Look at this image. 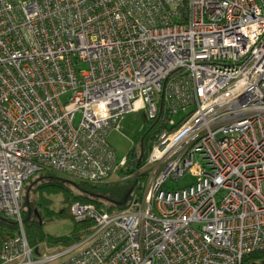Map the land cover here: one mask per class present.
I'll return each mask as SVG.
<instances>
[{"label": "built area", "instance_id": "1", "mask_svg": "<svg viewBox=\"0 0 264 264\" xmlns=\"http://www.w3.org/2000/svg\"><path fill=\"white\" fill-rule=\"evenodd\" d=\"M141 108L161 130L125 177L140 193L113 210L73 202L86 236L44 256L9 237L1 264H244L264 250V0H0V213L21 225L42 170L107 180L127 163L107 135Z\"/></svg>", "mask_w": 264, "mask_h": 264}, {"label": "trees", "instance_id": "2", "mask_svg": "<svg viewBox=\"0 0 264 264\" xmlns=\"http://www.w3.org/2000/svg\"><path fill=\"white\" fill-rule=\"evenodd\" d=\"M147 124L144 126L142 129L141 133L137 135L134 139V144L132 149L129 150V152L125 155L127 158V163L123 167H117L114 171V173L118 172L122 174L124 177L131 175L135 173L136 170L139 169V167L144 163L145 158L148 156L149 152L147 155L144 153L145 151V137L149 134V131L151 132L153 129L154 131L152 132L151 136L149 137V141L147 143V147L149 150L152 147L153 139L156 138V134L160 132L161 130V125L158 127L155 125L156 120H147ZM108 142V141H107ZM139 143V149L135 147L136 144ZM150 147V148H149ZM116 151V150H115ZM117 153V152H116ZM121 157L117 155V161H119ZM41 172L43 173L42 177L49 178L50 180H56L50 181L49 183H45L46 186L52 185L53 187L62 189L66 192V194H69V198L67 202L64 204L60 205V208L55 210V209H50L49 205L43 207V209H39V204H44L43 202H39V204H36V200L33 198H29V194L27 192V201L26 204L23 205L21 209V225L17 221V219L13 217L6 216L3 213H0V235L2 237V244L0 246V249H3L7 244V238H12L16 239L21 236L23 233L26 241L28 242L29 247L36 249L39 247V245L43 244L44 246L47 247H55L59 244H63L67 247L77 243L79 240H81L84 236H86L92 226L94 225V221L90 217H86L84 220H77L76 217L72 214V218L74 220V230L72 234L67 235H62V236H56L52 234H48L43 232V224L48 221H52L54 218L59 217V213H63L67 209H71V204L73 202H80L82 204H89V203H96V208L102 209L103 206L102 202L100 199L101 196H103L101 193L104 194V187H107L108 184L102 182H86L83 180H77L73 179L71 181H68L67 179H62V176L67 175H59V173L50 171V170H42ZM113 173V174H114ZM60 176V177H59ZM41 177V178H42ZM108 179V177H107ZM142 179L144 181L145 177L140 176L138 177V180ZM68 181L69 183H73L74 186L76 187L77 190H81L84 192V194H78L77 191L70 189L69 187L66 186L64 183ZM126 182L130 183L129 189L125 192V194L133 188V191H138L140 193V190H138L137 185L135 184V181H132L131 179H128ZM34 183H31L30 186L27 188L25 187L24 190H31V186ZM39 188V187H38ZM124 194V196H125ZM123 196V198H124ZM110 198L109 196H105ZM44 198V196H43ZM49 201L48 198H44ZM31 200H33L31 202ZM126 202H123L121 205H114L113 203H110V206L108 209L113 210L116 208H122L123 205H125ZM45 205V204H44ZM62 206V207H61ZM24 207H27V212H23ZM71 211V210H70ZM33 212H35V216H33ZM21 242H16L13 243L14 246H16L13 249L14 251H19V248L21 247ZM244 264H264V250L261 251H255L252 253H249L248 255L245 256L244 258Z\"/></svg>", "mask_w": 264, "mask_h": 264}, {"label": "rangeland", "instance_id": "3", "mask_svg": "<svg viewBox=\"0 0 264 264\" xmlns=\"http://www.w3.org/2000/svg\"><path fill=\"white\" fill-rule=\"evenodd\" d=\"M63 99L66 100V95L63 96ZM184 114V111L179 110V112L175 115V122H177L182 115ZM144 109L141 108L137 111H131L128 113H125L120 121L119 125L116 128H113L110 130V132L107 135V141L108 143L116 150L117 155L119 157L125 156L130 149H132L134 144V139L137 135H139L144 128V126L147 124L146 118H145ZM78 119V118H77ZM76 119V120H77ZM149 131V134L145 137V152L148 153L150 150L147 147V143L149 141V137L151 136L152 132ZM154 140V139H153ZM137 150L139 149V143L135 145ZM150 148V147H149ZM147 153L145 155H147ZM44 172H37L33 176H31L26 182L25 187L31 185V183H34L31 186V190L29 193V190H24V194L22 197L23 205L26 204L27 201V192L29 194L30 199L36 200V204H39V202H43L44 204H39V209H43V207L49 205L50 209H59L60 205L67 202L69 198V194H66V192L62 189L53 187L52 185L46 186L45 183H49L50 181H56V180H50L49 178L42 177ZM63 175V174H59ZM42 177V178H41ZM60 177V176H59ZM62 179H67L68 181L73 180V177L70 176H62ZM194 177L188 173L184 174L182 177L178 178L177 182H174L172 180H169L167 185L165 186L166 189H176L178 187H184L186 185H189L193 181ZM68 181L64 183L67 187L70 189H73L78 192V194H84L83 191H79L76 189L74 184ZM127 180L125 177L116 172L112 174L107 180H105L103 183L108 184L107 187H104V194L101 193L103 196H109L114 201H123V196L125 192L129 189L130 183L126 182ZM39 187V188H38ZM48 198L49 201L47 202L46 199ZM132 195L129 196L128 201L131 199ZM103 206L102 208L109 207L110 203L108 200L100 199ZM33 200H31L32 202ZM127 201V202H128ZM93 205H96V203H91ZM112 204V203H111ZM62 207V206H61ZM71 209L65 210L63 213H59V217L54 218L52 221L45 222L43 224V232L56 235V236H62V235H69L75 232L74 230V220L71 215ZM23 212H27V207H24ZM33 216H35V212H33ZM77 232V231H76ZM2 244V237L0 235V246ZM63 247H67L63 244H59L55 247H47L43 244L39 245L37 254L40 256L48 255L57 249H61ZM36 251V250H35ZM2 262V259L0 258V264Z\"/></svg>", "mask_w": 264, "mask_h": 264}, {"label": "water", "instance_id": "4", "mask_svg": "<svg viewBox=\"0 0 264 264\" xmlns=\"http://www.w3.org/2000/svg\"><path fill=\"white\" fill-rule=\"evenodd\" d=\"M131 191H132V188L125 194L122 202H120V201H114L111 198H108V197H105V196H101V198L102 199H105V200H108L109 202L113 203L114 205H121L123 202H126L127 201V199L129 197Z\"/></svg>", "mask_w": 264, "mask_h": 264}, {"label": "bare ground", "instance_id": "5", "mask_svg": "<svg viewBox=\"0 0 264 264\" xmlns=\"http://www.w3.org/2000/svg\"><path fill=\"white\" fill-rule=\"evenodd\" d=\"M91 218V217H90ZM85 219V218H84ZM84 219H82V220H84Z\"/></svg>", "mask_w": 264, "mask_h": 264}]
</instances>
